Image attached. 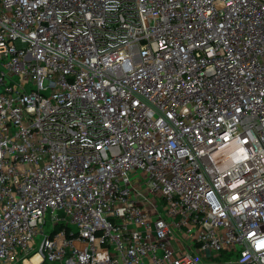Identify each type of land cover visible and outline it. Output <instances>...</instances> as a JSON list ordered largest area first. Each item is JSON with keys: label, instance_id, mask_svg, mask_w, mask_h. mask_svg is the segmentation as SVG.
Segmentation results:
<instances>
[{"label": "built area", "instance_id": "1", "mask_svg": "<svg viewBox=\"0 0 264 264\" xmlns=\"http://www.w3.org/2000/svg\"><path fill=\"white\" fill-rule=\"evenodd\" d=\"M0 264H264V0H0Z\"/></svg>", "mask_w": 264, "mask_h": 264}, {"label": "rangeland", "instance_id": "2", "mask_svg": "<svg viewBox=\"0 0 264 264\" xmlns=\"http://www.w3.org/2000/svg\"><path fill=\"white\" fill-rule=\"evenodd\" d=\"M51 231H52V226H51V224H48V227L45 228V232H46L47 234H49V233H51ZM41 240H42V237H38V238H37V244H38V247H39V245H40V243H41Z\"/></svg>", "mask_w": 264, "mask_h": 264}]
</instances>
